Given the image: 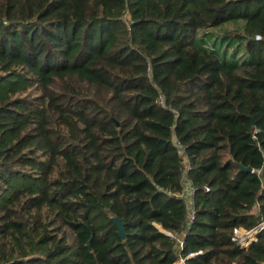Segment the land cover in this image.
I'll return each mask as SVG.
<instances>
[{
  "label": "trees",
  "instance_id": "obj_1",
  "mask_svg": "<svg viewBox=\"0 0 264 264\" xmlns=\"http://www.w3.org/2000/svg\"><path fill=\"white\" fill-rule=\"evenodd\" d=\"M263 217L264 0H0V264H262Z\"/></svg>",
  "mask_w": 264,
  "mask_h": 264
},
{
  "label": "rangeland",
  "instance_id": "obj_2",
  "mask_svg": "<svg viewBox=\"0 0 264 264\" xmlns=\"http://www.w3.org/2000/svg\"><path fill=\"white\" fill-rule=\"evenodd\" d=\"M241 23L242 21H233L231 23H226L217 29H212L214 31L211 32L199 30L197 34L198 36H200L198 44L202 42L201 44H204L206 49L215 50V52L220 57L225 56L226 58H229L235 52L234 54L235 56H237L236 58H238V60H241L243 57H245L242 42L234 43L229 46V41L227 39L226 41H223L224 34L229 30L241 27Z\"/></svg>",
  "mask_w": 264,
  "mask_h": 264
},
{
  "label": "built area",
  "instance_id": "obj_3",
  "mask_svg": "<svg viewBox=\"0 0 264 264\" xmlns=\"http://www.w3.org/2000/svg\"><path fill=\"white\" fill-rule=\"evenodd\" d=\"M254 38L256 40H259L261 36L259 34H255ZM156 102L160 105L164 104L162 95H159L156 99ZM177 146L180 148V151L182 152L183 146L180 142L176 141ZM190 166L187 167V169L184 171V173L189 169ZM208 187H205V191H208ZM193 193H194V187H190L185 189L183 196L191 203L193 200ZM194 210L192 206L191 211V218H193ZM261 233H264V217L253 227L251 228H245L242 226L234 227L232 229V236L231 239L236 242V244L241 249H247L252 243L256 242L258 240V237ZM181 243V242H180ZM190 255H193L192 253ZM185 259L180 258L178 259L175 264H184ZM264 264V262L262 263Z\"/></svg>",
  "mask_w": 264,
  "mask_h": 264
},
{
  "label": "water",
  "instance_id": "obj_4",
  "mask_svg": "<svg viewBox=\"0 0 264 264\" xmlns=\"http://www.w3.org/2000/svg\"><path fill=\"white\" fill-rule=\"evenodd\" d=\"M118 124V123H117ZM239 168L242 170H246V171H251V167L249 166H242L239 164ZM114 223L116 224V226L118 227V231H119V235L121 238H124L125 233H124V228H123V224L122 222L118 219V218H113Z\"/></svg>",
  "mask_w": 264,
  "mask_h": 264
},
{
  "label": "crops",
  "instance_id": "obj_5",
  "mask_svg": "<svg viewBox=\"0 0 264 264\" xmlns=\"http://www.w3.org/2000/svg\"><path fill=\"white\" fill-rule=\"evenodd\" d=\"M227 23H231V22H227ZM224 24H226V23H224ZM224 24H222V25H224ZM222 25H219V26L214 27V28L206 29L205 31H206V32L214 31V30H212V29H217V28L221 27ZM198 31H199V30H198ZM198 31H197V34H198ZM197 37H199V38H197ZM196 39L199 41V40H200V36L197 35V36H196Z\"/></svg>",
  "mask_w": 264,
  "mask_h": 264
}]
</instances>
